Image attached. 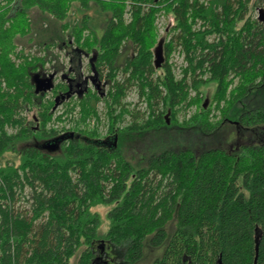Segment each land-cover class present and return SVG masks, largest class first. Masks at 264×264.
I'll list each match as a JSON object with an SVG mask.
<instances>
[{
    "label": "trees",
    "instance_id": "obj_1",
    "mask_svg": "<svg viewBox=\"0 0 264 264\" xmlns=\"http://www.w3.org/2000/svg\"><path fill=\"white\" fill-rule=\"evenodd\" d=\"M92 2L108 14L100 36L89 14L67 20L75 5L88 9ZM262 3L0 0V264H70L81 246L77 264H94L105 253L99 242L121 248L119 264H136L148 238L154 248L165 246L151 264H264V142L164 151L140 169L121 148L134 134L166 127L167 120L178 123L179 113L193 107L184 128L213 134L222 126H264ZM33 8L61 21L89 57L90 75L78 92L66 74L52 81V97L36 91L47 58L17 51L20 39L31 34ZM162 15L172 22L160 37ZM128 45L133 53L123 58ZM159 48L163 62L157 67ZM176 52L185 63L180 76L171 62ZM212 82L207 100L203 89ZM133 88L144 110L126 102ZM251 95L261 104L248 109ZM66 101L65 114L78 115L76 129L48 128L53 109ZM101 102L108 118L105 140L88 128L99 119ZM34 105L36 120H27L22 114ZM63 115L55 119L63 121ZM126 116L131 122L120 127ZM36 137L58 143L60 152L29 144L18 160L7 157ZM100 206L110 207L102 239ZM174 218L169 236L166 226Z\"/></svg>",
    "mask_w": 264,
    "mask_h": 264
},
{
    "label": "rangeland",
    "instance_id": "obj_2",
    "mask_svg": "<svg viewBox=\"0 0 264 264\" xmlns=\"http://www.w3.org/2000/svg\"><path fill=\"white\" fill-rule=\"evenodd\" d=\"M88 9H81L75 5V11L72 15L69 16L67 20L72 21L73 18L81 17L82 15L89 14L91 16L92 25L96 27L98 36H100L104 29L105 23L108 20V14L100 11L99 7L96 6L94 2ZM264 10V3H262ZM261 8V7H260ZM258 7L256 11H253V15L258 14ZM172 20L170 17L162 15L157 20V26L160 31V37L166 30L167 26L171 24ZM62 22L53 18L50 14L40 11L38 8H33L31 10V34L25 39H20V45L17 48V51H24V55H35V56H44L47 58L45 66L40 69L43 75L48 77V74H53L51 81L55 83L60 82V75L64 72L68 73L67 75L73 76V81L76 82V86L73 91L78 92L85 85L84 78L90 75L88 69L89 57L85 54L81 55V52L78 53V49L72 37H70L69 30L63 32L61 28ZM49 45L50 43H54ZM133 53V49L130 45L127 46L123 58L126 55ZM75 56V57H74ZM79 56L78 58H76ZM77 59L73 66L72 60ZM171 62L175 69L176 75L180 76V71L182 66L185 65L183 61V56L176 52L171 58ZM50 78V77H49ZM46 79V78H45ZM75 82L73 84H75ZM84 82V83H83ZM94 85V84H93ZM83 86V87H82ZM88 86L92 87L91 81H88ZM216 84L215 82L209 83L204 87V92L206 94V99H212ZM100 88L107 90L108 86L103 84ZM46 99L52 97L51 91L46 93ZM77 94V93H75ZM253 95L246 99L247 108H253L259 106L260 99L253 98ZM76 95L74 96L75 99ZM59 103L53 109V119L49 123L48 128H54L56 130L65 129L62 133L68 132L70 129H74L76 122L72 121L78 119V115L65 114L67 111V104ZM126 102L130 104V108H137L144 110L146 104L142 103L139 100L137 89L133 88L128 93ZM161 109V108H160ZM39 110L38 105H34L32 108L27 109L22 116L27 120L35 119L36 114ZM195 107L192 108L188 113L181 111L178 115V123L171 124L168 122V126L162 127L155 130L145 131L139 134H134L128 140L123 142L121 146L124 155L130 161L134 169L144 168L148 165L149 159L153 155H159L164 151L177 150L181 148L189 149H206L211 147H222L232 149L235 146H238L240 143H262L264 142V126L257 128L252 131H247L243 129H235L231 126L224 127L222 126L219 130H216L213 134L203 133L200 128L192 126L184 128L181 126V122L185 119H188L189 116L193 113ZM99 119H91L88 122V128L98 129L99 136L102 140L104 138L108 129V118L105 105L101 102L98 105ZM64 114V115H63ZM59 115H63L62 120L59 121L55 118ZM131 122V118L126 116L125 121L119 124L120 127H125ZM86 126V125H85ZM84 125H80V128H85ZM76 129V128H75ZM13 129H9V133H12ZM14 132V131H13ZM47 138H33L24 143L18 145V152H11L8 154V158L18 160L20 151L29 144H35L41 149L49 153H59L60 146L58 143L53 142L52 145H48L49 140ZM110 207L100 206L97 208L99 213V224L97 227L98 238L102 239L109 228L110 219L108 217V211ZM175 218L170 221L166 228L171 236L172 232L175 229ZM149 238L145 242L143 249V258L136 264H151L152 261L162 255L164 251V245L154 248L151 244L148 243ZM99 246L105 251L103 255H100L95 261L94 264H119L121 259V248L110 244L109 242H99ZM83 246L79 247L75 255L71 258L70 264H77L79 256L83 250Z\"/></svg>",
    "mask_w": 264,
    "mask_h": 264
},
{
    "label": "water",
    "instance_id": "obj_3",
    "mask_svg": "<svg viewBox=\"0 0 264 264\" xmlns=\"http://www.w3.org/2000/svg\"><path fill=\"white\" fill-rule=\"evenodd\" d=\"M156 66L159 67L161 66L162 62H163V55L161 52V49L159 48L156 52ZM53 77V75L50 76V78H46V79H42L41 77H38L35 79V85H36V91L37 92H47L51 89L52 87V81L51 78ZM167 122H169L167 120Z\"/></svg>",
    "mask_w": 264,
    "mask_h": 264
},
{
    "label": "crops",
    "instance_id": "obj_4",
    "mask_svg": "<svg viewBox=\"0 0 264 264\" xmlns=\"http://www.w3.org/2000/svg\"><path fill=\"white\" fill-rule=\"evenodd\" d=\"M74 57H75V56H74ZM76 58H78V56H77ZM76 60H77V59H73V60H72V64H71L72 66H73V63H74ZM62 74H63V73H62ZM64 74H66L65 80L67 81V80H68V77H70V76L67 75L68 73H66V72H64ZM41 78H42V79H45V77H42V76H41ZM72 81H73V80H72Z\"/></svg>",
    "mask_w": 264,
    "mask_h": 264
},
{
    "label": "flooded vegetation",
    "instance_id": "obj_5",
    "mask_svg": "<svg viewBox=\"0 0 264 264\" xmlns=\"http://www.w3.org/2000/svg\"><path fill=\"white\" fill-rule=\"evenodd\" d=\"M72 80H73V76H70V77H68V81H70V82H71ZM74 82H75V81H74ZM74 82H73V83H74ZM73 83H72V84H73ZM75 86H76V84H73V86H72V87H75Z\"/></svg>",
    "mask_w": 264,
    "mask_h": 264
}]
</instances>
